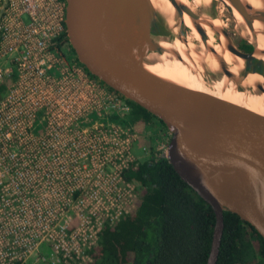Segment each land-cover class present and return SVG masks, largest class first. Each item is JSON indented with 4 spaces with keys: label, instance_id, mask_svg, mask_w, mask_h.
I'll return each instance as SVG.
<instances>
[{
    "label": "built area",
    "instance_id": "obj_1",
    "mask_svg": "<svg viewBox=\"0 0 264 264\" xmlns=\"http://www.w3.org/2000/svg\"><path fill=\"white\" fill-rule=\"evenodd\" d=\"M66 12L0 0V264H93L102 232L138 209L134 148L164 157L172 139L120 122L127 99L59 46Z\"/></svg>",
    "mask_w": 264,
    "mask_h": 264
},
{
    "label": "water",
    "instance_id": "obj_2",
    "mask_svg": "<svg viewBox=\"0 0 264 264\" xmlns=\"http://www.w3.org/2000/svg\"><path fill=\"white\" fill-rule=\"evenodd\" d=\"M169 1L176 11L172 24L151 0H67L66 31L78 61L91 75L147 110L171 132L164 157L215 211L207 264H217L225 212L239 216L264 239V118L187 91L145 68L151 54L167 53L181 59L176 49H167L161 42L174 44L178 40L190 46L191 30L185 15L193 20L206 50L216 54L201 27L203 16L176 0ZM228 1L244 17L251 32L255 21L264 22V16L251 14V6L242 0ZM217 2L208 8L213 20L218 18ZM226 7L232 13V8ZM221 29L228 50L244 60L243 77L251 73L264 77V60L255 56L254 43L250 40L254 51L244 53ZM222 66L223 74L232 78L224 61ZM209 73L215 80L220 78ZM257 90L264 93L263 86Z\"/></svg>",
    "mask_w": 264,
    "mask_h": 264
},
{
    "label": "trees",
    "instance_id": "obj_3",
    "mask_svg": "<svg viewBox=\"0 0 264 264\" xmlns=\"http://www.w3.org/2000/svg\"><path fill=\"white\" fill-rule=\"evenodd\" d=\"M65 44L72 49L67 33L59 39V46ZM245 50L254 48L248 45ZM6 89V83L0 85V97ZM127 101L132 112L120 122L136 129L155 121L165 127L147 110ZM126 178L142 187L138 209L102 232L93 264H207L216 226L212 206L157 154L127 171ZM224 219L217 264H264L263 237L236 214L225 212Z\"/></svg>",
    "mask_w": 264,
    "mask_h": 264
},
{
    "label": "bare ground",
    "instance_id": "obj_4",
    "mask_svg": "<svg viewBox=\"0 0 264 264\" xmlns=\"http://www.w3.org/2000/svg\"><path fill=\"white\" fill-rule=\"evenodd\" d=\"M176 1L189 6L193 11L201 3H207L206 6L208 7L212 4L208 3V0H194L192 4L189 0ZM222 1L232 8V14L236 20L244 24L248 29L249 35L252 38L251 41L256 46L255 56L264 60V22L260 20L255 21L253 26L254 31L251 32L244 17L232 7L231 3L228 0ZM242 1L251 6L249 10L251 14L264 16V0ZM151 2L154 8L167 19L168 23L172 24L175 20L174 16L176 11L171 2L169 0H151ZM184 20L190 28L194 40L202 42L201 36L198 35L194 27L193 20L188 15H185ZM211 20L212 27L209 24H203V22H201V27L209 34L208 45L214 48L216 54L211 53L209 50H199L197 48H192L190 49L191 52H189L187 46L178 40L174 44L161 42V45L167 49H176L181 59L177 60L175 57L167 55V53L163 55L151 54L147 59L148 62H146L145 68L149 72L187 91L220 103L229 104L235 108L246 110L264 118V105H256V99L264 98V93L260 94L257 90L261 81L264 80V77L256 73H251L243 77L244 60L232 54L227 49L228 40L227 37L222 35L223 32H220V29L224 27L220 20L218 18ZM223 30L225 31V29ZM217 33L219 34L218 42L216 37ZM229 37L233 42V38L230 35ZM222 61L228 65L229 71L233 74L232 78L223 74ZM207 71L219 75L220 78L213 81H206L203 75Z\"/></svg>",
    "mask_w": 264,
    "mask_h": 264
},
{
    "label": "rangeland",
    "instance_id": "obj_5",
    "mask_svg": "<svg viewBox=\"0 0 264 264\" xmlns=\"http://www.w3.org/2000/svg\"><path fill=\"white\" fill-rule=\"evenodd\" d=\"M189 1L191 2V4L194 2V0H189ZM214 1L215 0H208V3H214ZM217 1H218L217 4H216L217 7H216L215 11H216V14H218V20H220L221 24L223 23L222 25L224 27H222V29H226L227 26L230 25L231 28L235 29V33H236V35L238 37H241L242 39H244L247 42L251 43L250 40L252 38L250 37L249 31L244 26V24H242L241 22H239V21L236 20V18L234 17V15H232V13L228 10V8L222 2V0H217ZM206 5H207V3H201V5L200 6H197V8L194 11L197 14H199V15H201V16L204 17V18L202 17L201 20H200L201 22H203V24H205V25L209 24L210 25L211 22H212L211 18L214 17V16H211V14L209 13V9H208L209 7L206 6ZM167 8H169V6H167ZM206 17H207L208 20L206 19ZM209 20H210V22H209ZM198 35H199V33H198ZM208 36H209V34H208ZM188 40H189L190 46H187V49L190 50L192 48H197L199 50H204V49L206 50V48L204 47V45H203L202 42H198L197 40H194L192 34H189ZM68 47H69V45H66V49L67 50H68ZM225 47L227 48V46H225ZM74 56H71V57H74ZM203 78L206 79V81H211V80H215L216 79V78H214L213 75L210 76V73L209 72L204 73ZM260 86H263L264 87V80L261 81ZM256 100H257L256 101V105H264V98L263 99H259V100L256 99ZM153 124L154 125H159L160 128H162L163 130H166V128L161 123H159L158 121H155ZM133 152H134V155H136L137 157H140L142 161H148L152 157L150 154H148L147 152H145L142 148H139L137 146L134 148Z\"/></svg>",
    "mask_w": 264,
    "mask_h": 264
},
{
    "label": "flooded vegetation",
    "instance_id": "obj_6",
    "mask_svg": "<svg viewBox=\"0 0 264 264\" xmlns=\"http://www.w3.org/2000/svg\"><path fill=\"white\" fill-rule=\"evenodd\" d=\"M215 6L217 7V5H215ZM225 32L227 34H229L233 38V42H234L235 46H237V48L239 50H241V51H243L244 53H247V54L253 52V51H246L245 50V47L248 46V45H251V44L249 42H247L246 40L242 39L241 37H238L236 35V33H235V29L231 28L230 25L227 26V28L225 29ZM68 50H69L70 54H74L76 56V53H74L70 47H68Z\"/></svg>",
    "mask_w": 264,
    "mask_h": 264
}]
</instances>
